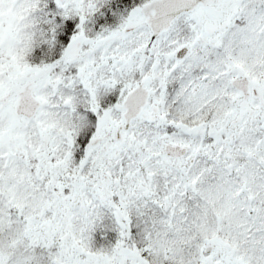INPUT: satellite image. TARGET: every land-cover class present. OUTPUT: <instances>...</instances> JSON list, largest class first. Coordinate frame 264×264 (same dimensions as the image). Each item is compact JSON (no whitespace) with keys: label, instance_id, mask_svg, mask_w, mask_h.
Returning a JSON list of instances; mask_svg holds the SVG:
<instances>
[{"label":"snow or ice","instance_id":"obj_1","mask_svg":"<svg viewBox=\"0 0 264 264\" xmlns=\"http://www.w3.org/2000/svg\"><path fill=\"white\" fill-rule=\"evenodd\" d=\"M0 264H264V0H0Z\"/></svg>","mask_w":264,"mask_h":264}]
</instances>
